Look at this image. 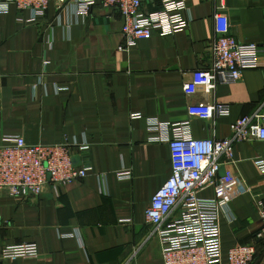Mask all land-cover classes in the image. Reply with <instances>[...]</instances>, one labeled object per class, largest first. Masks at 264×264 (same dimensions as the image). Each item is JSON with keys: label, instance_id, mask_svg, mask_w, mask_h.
I'll return each instance as SVG.
<instances>
[{"label": "crops", "instance_id": "crops-1", "mask_svg": "<svg viewBox=\"0 0 264 264\" xmlns=\"http://www.w3.org/2000/svg\"><path fill=\"white\" fill-rule=\"evenodd\" d=\"M143 3L145 11L154 9ZM226 7L231 36L258 45L263 63L264 0H226ZM215 11L213 2L189 0L186 30L133 47L126 46L120 12L101 4L82 16L51 3L35 22L16 7L0 15V145L9 136L29 145L87 143L74 158L91 169L39 197L0 190V254L23 244L39 252L0 264H164L145 212L172 175L171 151L151 139L149 123L190 122L195 139L227 140L236 121L264 115V69L247 70L210 95L185 94L192 72L211 62ZM213 103L230 106V115L202 119L190 112ZM263 156L264 141L235 143L234 163L222 167L218 186L201 193L228 202L220 219L224 264L236 245H255L252 264H264V240L257 239L264 177L256 165ZM126 171L131 177L119 178Z\"/></svg>", "mask_w": 264, "mask_h": 264}, {"label": "built area", "instance_id": "built-area-1", "mask_svg": "<svg viewBox=\"0 0 264 264\" xmlns=\"http://www.w3.org/2000/svg\"><path fill=\"white\" fill-rule=\"evenodd\" d=\"M154 6L144 10V0H0V15L12 7L18 11H29L35 22L46 16L51 3L58 11L74 8L77 15L88 16L101 4L106 9H116L123 18V34L127 47L139 41L149 40L155 34L169 36L189 27L184 16L189 0H146ZM213 2L216 7L214 20L217 38L212 47L209 65L191 74L184 85L186 95H195L200 90L212 94L220 85L239 82L245 71L264 69L261 50L256 44L239 42L230 34L226 15V0H200ZM2 109L0 107V114ZM193 116L210 119L228 116L231 108L222 104L191 106ZM149 129L152 140L168 143L171 151L172 175L152 197L145 212L146 223L151 227L149 237H156L161 247L164 264H224L221 213L228 204L220 199H205L201 193L219 185V174L223 166L233 164V145L244 141H264V115L243 117L235 122L232 138L227 140L195 139L190 122L177 124L151 121ZM0 145V190L13 197H39L48 188L81 181L88 177L91 169L74 164V151H86L87 143L64 141L54 145H29L21 136H9ZM264 177V156L256 161ZM119 178L131 177L129 171ZM264 222V203L258 204ZM264 240V226L257 235ZM258 249L255 245H236L228 253V264H252ZM38 247L34 244L9 246L2 250L1 260L37 258Z\"/></svg>", "mask_w": 264, "mask_h": 264}, {"label": "water", "instance_id": "water-1", "mask_svg": "<svg viewBox=\"0 0 264 264\" xmlns=\"http://www.w3.org/2000/svg\"><path fill=\"white\" fill-rule=\"evenodd\" d=\"M73 162H74V164H75V165H77V164H78V163H77V159H76V158H74V159H73Z\"/></svg>", "mask_w": 264, "mask_h": 264}]
</instances>
